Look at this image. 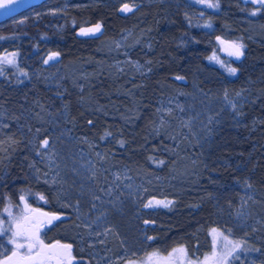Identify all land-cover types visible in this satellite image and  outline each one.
<instances>
[{
  "label": "rangeland",
  "instance_id": "1",
  "mask_svg": "<svg viewBox=\"0 0 264 264\" xmlns=\"http://www.w3.org/2000/svg\"><path fill=\"white\" fill-rule=\"evenodd\" d=\"M81 1L89 9L73 25L53 22L57 34L33 52L22 37L0 40V58L12 59L9 65L0 60L4 227L26 205L59 217L45 223L40 237L45 244H71L72 264H168L161 258L170 254L171 264H200L213 251L214 235L221 264H264V5ZM125 4L132 11H121ZM110 5L120 21L104 26L100 16ZM77 31L92 37L77 44ZM172 32L171 44L163 45ZM233 44L243 45L242 56L230 55ZM217 53L246 65L231 78L208 64V56L220 64ZM27 115L33 127L7 131ZM100 115L122 117L130 126L142 119L170 141L164 146L175 155L173 169L105 162L109 142L99 134ZM222 128H239L240 139L230 134L227 140ZM227 145L246 157L222 155L224 162L245 171L206 172L211 155ZM9 179L20 185L4 189ZM10 236L0 235V261L12 254ZM225 236L232 242L227 248Z\"/></svg>",
  "mask_w": 264,
  "mask_h": 264
},
{
  "label": "trees",
  "instance_id": "2",
  "mask_svg": "<svg viewBox=\"0 0 264 264\" xmlns=\"http://www.w3.org/2000/svg\"><path fill=\"white\" fill-rule=\"evenodd\" d=\"M77 2H82L81 0H43L37 4H34L17 14L3 20L0 22V40L3 38L9 37H22L27 42L31 44V51H35L39 48L40 43L47 42L50 40L54 35L57 34L56 30L52 27L53 22H64L70 25H73L74 22L77 21L79 17L82 16L89 8L82 7L77 5ZM58 7H64L63 13L61 15L54 14L53 9ZM121 17V12L116 6L110 5L105 8L102 12L100 19H104V26H112L119 23ZM92 35H81L80 33L75 32V42L78 44L80 43L79 40H85L86 38H91ZM174 37V32L170 34V38L167 42L163 45L169 46L171 44L172 38ZM73 42L70 41L69 43L63 46V51H67L71 48ZM74 47V46H73ZM87 51V50H86ZM198 57L203 56V50L198 51ZM70 56H81L80 53H71ZM218 59H220V64L211 60L212 58L208 56V64L212 67L221 70L224 74L232 78L233 73L229 71V69H235V73H238L243 66H245V62L238 61L233 62L232 59L226 58L224 55L217 53ZM2 62L9 65L12 63V59L9 56L0 58ZM175 70H168L165 73L173 74ZM2 82V81H1ZM0 82V84H1ZM3 86V84H1ZM0 85V86H1ZM4 90V89H3ZM2 95L6 94L4 91H0ZM4 93V94H3ZM8 94V92H7ZM1 95V96H2ZM121 99H127L125 97H119ZM60 100V99H59ZM59 100L56 99L55 107L59 106ZM151 105V104H150ZM153 108V105L151 109ZM150 110V106L147 107V110ZM100 121L102 122L103 128L98 133L102 137L108 138V147L105 153V157L103 159L106 161H111L112 166H127L129 168H140L146 169L153 167V165L164 167L165 170L171 171L173 169L175 155L168 151V148H165L164 144L170 143L169 140H165L162 137H159L158 134L155 132L153 133L152 130H148L142 125V119L134 126H130V124H126V120L122 117H107L105 115H100ZM20 125L28 127L34 126V121L31 115L23 116L19 121H14L8 125L7 131L14 132L16 131ZM87 128H92L88 121L86 125ZM152 131V132H151ZM224 133L223 137H227L230 140V134L234 135L238 139H240L241 130L237 129H224L222 128ZM149 133H151L149 135ZM240 136V137H239ZM146 138V140H145ZM243 141V138H241ZM92 141V140H91ZM90 141V142H91ZM244 142V141H243ZM230 146H224L219 148L215 151V153H219L217 159L212 158L214 157L215 153H213L210 157V164L206 165L205 168L206 172L209 173L210 170L214 172H220L222 176H227L231 172H244L245 167L237 166L236 163H228L224 162L222 155L228 156L233 154L234 156H240L242 158L246 157V155L242 154H235L234 149H230ZM256 154H254L255 158V168L254 172L259 169L260 162L256 161ZM212 161V162H211ZM261 161V160H260ZM253 162V159L252 161ZM250 168V167H249ZM234 169V170H233ZM248 169V167H247ZM200 181V179H198ZM202 182V180L200 181ZM20 184L17 181H11L10 179L4 185V189L10 190L15 186H19Z\"/></svg>",
  "mask_w": 264,
  "mask_h": 264
},
{
  "label": "snow or ice",
  "instance_id": "3",
  "mask_svg": "<svg viewBox=\"0 0 264 264\" xmlns=\"http://www.w3.org/2000/svg\"><path fill=\"white\" fill-rule=\"evenodd\" d=\"M20 0H0V9L6 12L14 11V6L17 5ZM256 2L264 5V0H256ZM215 7L217 5H210ZM121 11H132L127 4L121 9ZM255 15V13H253ZM100 30V25H97L95 31ZM91 31V30H89ZM87 34V32H84ZM231 47L235 50L230 52V55H236L237 57L242 56L241 51L243 45L233 44ZM52 57H50L51 59ZM214 59V57H213ZM47 62V61H45ZM231 73H235V69H229ZM48 141L44 140L43 145L47 146ZM24 199V197H21ZM40 199H44L40 196ZM157 204L164 203L157 201ZM152 206L150 201L146 207ZM164 206H167L165 203ZM5 211H8L5 209ZM11 216V213L9 212ZM52 219H59L57 216H50L48 213H42L38 210L30 209L25 206V209L21 210V215L19 217H13L9 221V227H4V222L0 220V235L11 232L9 237V243L14 247L11 250V256L7 257L5 260L0 261V264H72L74 257L72 256V245L71 244H60L56 242L55 244H45L40 237V230L45 225V223H51ZM213 234L217 232L216 229H212ZM221 235H223L221 233ZM227 241V237H223ZM216 236H213V251L210 256H205L204 260L200 264H221V259H218L217 253L215 251ZM232 242L227 241L223 247L227 248L228 244ZM239 247V245L233 244V250ZM184 249H173V252L183 253ZM230 254V253H228ZM171 254L169 257L161 258L168 261L171 264Z\"/></svg>",
  "mask_w": 264,
  "mask_h": 264
},
{
  "label": "water",
  "instance_id": "4",
  "mask_svg": "<svg viewBox=\"0 0 264 264\" xmlns=\"http://www.w3.org/2000/svg\"><path fill=\"white\" fill-rule=\"evenodd\" d=\"M35 1L36 0H20V2L14 6L15 10L11 12H6L5 10L0 9V22L36 4Z\"/></svg>",
  "mask_w": 264,
  "mask_h": 264
},
{
  "label": "flooded vegetation",
  "instance_id": "5",
  "mask_svg": "<svg viewBox=\"0 0 264 264\" xmlns=\"http://www.w3.org/2000/svg\"><path fill=\"white\" fill-rule=\"evenodd\" d=\"M247 2L256 4L255 0H247ZM261 8L263 9V7H261ZM259 9H260V7H259ZM262 52L264 53V48L262 49Z\"/></svg>",
  "mask_w": 264,
  "mask_h": 264
},
{
  "label": "bare ground",
  "instance_id": "6",
  "mask_svg": "<svg viewBox=\"0 0 264 264\" xmlns=\"http://www.w3.org/2000/svg\"><path fill=\"white\" fill-rule=\"evenodd\" d=\"M41 1H43V0H36L35 3L37 4V3L41 2Z\"/></svg>",
  "mask_w": 264,
  "mask_h": 264
}]
</instances>
